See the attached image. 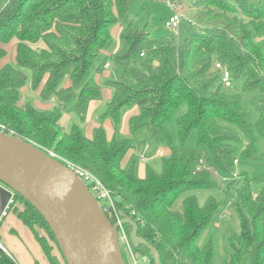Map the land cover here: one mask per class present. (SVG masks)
<instances>
[{
	"label": "trees",
	"instance_id": "16d2710c",
	"mask_svg": "<svg viewBox=\"0 0 264 264\" xmlns=\"http://www.w3.org/2000/svg\"><path fill=\"white\" fill-rule=\"evenodd\" d=\"M136 1L0 0V123L95 173L162 264H214L213 243L201 244L200 236L220 217L219 190L232 194L241 224L239 232L227 227L231 253L223 264H264V171L249 170L264 139V0H193V18L166 35L130 16ZM216 61L230 65L233 80L244 78V90L254 93L256 121L241 95L221 84ZM105 89L110 97L88 136L91 104L104 99ZM66 116L71 121L62 125ZM173 121L179 145L169 131ZM192 133L197 148L186 145ZM145 146L149 156L160 146L170 153L145 161L140 176L139 155L125 160ZM202 146L208 168L197 170ZM11 210L34 232L50 263L62 264L40 212L19 193ZM0 254V264H17Z\"/></svg>",
	"mask_w": 264,
	"mask_h": 264
},
{
	"label": "water",
	"instance_id": "95a60500",
	"mask_svg": "<svg viewBox=\"0 0 264 264\" xmlns=\"http://www.w3.org/2000/svg\"><path fill=\"white\" fill-rule=\"evenodd\" d=\"M15 193L45 218L67 264H126L119 223H112L86 184L37 144L0 131V221ZM120 215L131 226L132 242L162 264L159 251L138 234L137 222Z\"/></svg>",
	"mask_w": 264,
	"mask_h": 264
},
{
	"label": "rangeland",
	"instance_id": "374dc122",
	"mask_svg": "<svg viewBox=\"0 0 264 264\" xmlns=\"http://www.w3.org/2000/svg\"><path fill=\"white\" fill-rule=\"evenodd\" d=\"M8 1V0H5ZM175 4L174 7L171 4ZM193 0H137L131 7L129 12L131 17H138L141 19H145L148 21L150 28L154 33L158 35H166L170 31L165 23L174 13L182 14L183 18H193V15L196 11L195 6L192 4ZM244 21H248L247 18H243ZM120 26L117 25L116 28L113 29L114 37H118L120 32ZM13 50V49H12ZM13 59V58H12ZM103 60H110V56L107 55ZM2 63H0V68ZM245 80L244 78H238L233 80V87L229 90L236 94H240L242 97V102L245 108H247L251 113V118L253 121L258 119V112L252 105V98L254 93L251 91H245ZM29 86H26L23 89V93L28 94ZM106 98H104L101 102H95L90 108L91 115L88 116L87 124L91 127L87 126L86 131L88 130L89 134H93V130L98 122L94 119L95 113H99L100 110L103 109L105 105ZM67 117L63 119L62 125H67L69 121L65 122ZM72 119V118H71ZM91 119V120H90ZM173 124L170 125L169 131L174 137L175 145H179L178 141V129L176 123L173 121ZM188 147L197 148V140L196 134L192 133L190 138L186 144ZM259 160L256 161L254 168H250L249 170H255L257 174L264 171V139L261 138L259 140ZM200 152L203 155V158L206 159L208 156V149L206 146L199 147ZM131 156V152L128 153V160ZM145 162L140 161L139 167L144 166ZM139 174L141 172L139 171ZM221 185L225 187V183L221 182ZM199 194H208V192H200ZM215 194L222 199L221 210L219 211V219L210 223L206 229L201 233L200 243L205 244L208 241H212L214 246V264H223L229 257L231 253V247L227 237V227L230 226L236 231L241 230L240 218L235 208L231 205V193H225L223 190L215 192ZM207 195L201 198L203 202ZM102 203V202H101ZM5 217V216H4ZM1 223V222H0ZM12 229H15L13 231ZM39 232L42 234H47L44 229L38 228ZM48 236V234H47ZM0 237L2 242L11 245L17 251H19V255L21 259L25 261V264H50L44 258V253L37 242L34 232L28 228L21 220H19L14 212H10L6 215L5 219L0 224ZM1 242V240H0ZM1 242V243H2ZM3 244V243H2ZM56 249L58 250L57 246ZM60 257L61 262L64 263L62 256L57 251ZM123 252L128 263V257L126 256V252ZM151 254V253H150ZM142 261V260H141ZM65 264V263H64Z\"/></svg>",
	"mask_w": 264,
	"mask_h": 264
},
{
	"label": "built area",
	"instance_id": "2783aa9c",
	"mask_svg": "<svg viewBox=\"0 0 264 264\" xmlns=\"http://www.w3.org/2000/svg\"><path fill=\"white\" fill-rule=\"evenodd\" d=\"M172 7L175 6V4H171ZM183 17L182 14L174 13L170 18L166 21L165 25L166 27L173 33L177 34L180 29L181 21ZM144 53H142V56ZM109 67V63L106 64V68ZM215 69L220 74V82L225 88H232L233 87V72L230 68V65L228 63H224L221 61H216L214 64ZM0 131L14 135L19 136L18 133H16L14 130L8 128L7 126L0 123ZM45 152H47L52 158H55L65 164L68 168H70L73 173L78 176L89 188L91 193L94 195V197L98 200V202L101 205L102 210L107 215L109 213L116 221V223H119L118 226V240L119 244L124 256L123 252V246L124 251L126 252V256L128 257V263L126 264H151L153 260V256L149 254H143L140 251H138L130 238V232L125 224L121 223L122 216L120 215V210L116 206L115 199L112 195V192L109 188L106 187V185L103 183V181L92 171L82 167L81 165L68 160L61 155L57 154L56 152L49 150L47 148L41 147ZM149 149V146H145L143 149L136 150L135 154H138L140 159L142 161H149L152 158L157 157H163L170 153V149L168 147L160 146L155 149V152L153 155L149 156L146 152ZM235 164H238V160H235ZM207 167V163L205 159L202 157L197 170H203ZM239 171L237 170L233 175L234 177H238ZM216 176L221 177L219 173H215ZM223 179V177H221ZM225 179V178H224ZM14 195V194H13ZM14 197V196H13ZM102 202V203H101ZM132 212L131 214H133ZM5 249V246L0 242V251ZM125 258V256H124ZM142 260V261H141ZM126 261V259H125Z\"/></svg>",
	"mask_w": 264,
	"mask_h": 264
},
{
	"label": "crops",
	"instance_id": "0c3cea01",
	"mask_svg": "<svg viewBox=\"0 0 264 264\" xmlns=\"http://www.w3.org/2000/svg\"><path fill=\"white\" fill-rule=\"evenodd\" d=\"M103 93H104V98H109L110 97V92H109V90L107 91L106 89L103 91ZM95 103V102H94ZM94 103H92L91 104V107H92V105L94 104ZM41 105H44V104H41ZM45 106V105H44ZM90 107V108H91ZM134 113V112H133ZM90 115H91V112H90ZM131 116V114H128L127 115V117H126V119H125V123H124V132L125 133H128L129 132V125H128V119H129V117ZM67 118H66V120H65V122H67V121H69V116H66ZM65 118V117H64ZM69 118V119H68ZM91 120V119H90ZM99 124H96V125H93V126H98ZM88 126H90L91 127V123H90V125H88ZM106 127L111 131L112 130V126H111V123H109V122H107V125H106ZM87 135L88 136H91V134H89V132H88V130H87ZM131 152V156L133 155V154H135L136 152H135V149H133V150H131L130 151ZM131 156H130V158H131ZM129 158V159H130ZM127 159V158H126ZM128 159V160H129ZM128 160H125L126 162L128 161ZM145 165V164H144ZM139 171L141 172V174H140V176H144V174H145V167L144 166H141V167H139ZM10 212H14V211H8L7 210V212H6V214L4 215L5 217H6V215L8 214V213H10ZM15 213V212H14ZM3 216V218H2V220L0 221L1 223H2V221L5 219V217ZM15 216L19 219V220H21L18 216H17V214L15 213ZM22 221V220H21ZM23 222V221H22ZM0 223V224H1ZM24 223V222H23ZM25 224V223H24ZM26 225V224H25ZM27 226V225H26ZM28 227V226H27ZM29 228V227H28ZM13 231H15V229H12ZM0 240H1V242H2V239H1V237H0ZM38 242V241H37ZM3 243V245L5 246V249H6V251H5V253L9 256V257H12L16 262H17V264H25V261H23V259H21V256L19 255L20 253H19V251H17L15 248H13L11 245H8V244H6V243H4V242H2ZM39 243V242H38ZM40 245V244H39ZM40 247H41V245H40ZM41 249H42V247H41ZM58 250L56 249V247H54V249H53V253L55 254V255H57V256H59L58 255V252H57ZM42 252L44 253V251H43V249H42ZM1 255V254H0ZM44 258L47 260V261H49L48 260V258L46 257V255H45V253H44ZM60 258V257H59ZM63 259V258H62ZM62 261V260H61ZM63 261H64V259H63ZM49 263H50V261H49ZM65 263V262H64ZM64 263H62V264H64ZM51 264V263H50Z\"/></svg>",
	"mask_w": 264,
	"mask_h": 264
}]
</instances>
